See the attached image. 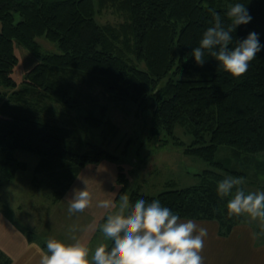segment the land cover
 Wrapping results in <instances>:
<instances>
[{"label": "trees", "instance_id": "trees-1", "mask_svg": "<svg viewBox=\"0 0 264 264\" xmlns=\"http://www.w3.org/2000/svg\"><path fill=\"white\" fill-rule=\"evenodd\" d=\"M232 2L235 0H0V85L14 90L9 98L0 90V102L8 98L0 105V181L13 180L26 169L15 157L16 151L36 155L35 172L58 173L66 186L74 179L71 174L76 177L88 164L117 160L93 146L81 153L76 148V144L82 145L78 129L43 118L29 104V95L42 94L64 108H79L84 94L74 83L99 85L114 101L132 102L141 112L151 110V136L164 133L176 141L177 128H184L191 141L187 145L179 142L183 153L211 167L198 175L201 182L195 186L156 196L133 189L129 207L140 198L159 199L181 219L214 221L223 236L229 235L249 213L230 215L227 201L231 197L218 195L217 182L226 176L239 180L247 176L216 160V153L222 146L237 156L264 153V49L239 76L220 66L208 50L203 64H198L191 49L213 22L209 9L219 12L228 24L231 21L225 13ZM241 2L252 20L233 28V44L250 31L259 33L264 43V0ZM105 12L121 21L101 24L98 17ZM38 38L56 44L60 53H44ZM15 43L40 60L27 72L21 89L12 76L19 62ZM85 119L96 128L102 125L92 115ZM117 184L122 191L128 189L121 169Z\"/></svg>", "mask_w": 264, "mask_h": 264}, {"label": "rangeland", "instance_id": "rangeland-1", "mask_svg": "<svg viewBox=\"0 0 264 264\" xmlns=\"http://www.w3.org/2000/svg\"><path fill=\"white\" fill-rule=\"evenodd\" d=\"M18 20L19 16L16 15ZM98 20L101 24L121 21L112 12L101 14ZM38 41L44 53H60L56 44L45 38H38ZM15 54L19 62L12 76L18 85L17 89H21L27 72L40 60L18 43H15ZM63 76L64 73L61 78ZM74 84L84 94L83 104L79 108H64L57 101L49 102L42 94L29 95V104L43 118L67 128L78 129L82 145L76 144V148L81 153L91 150L90 146H93L95 149H105L117 160L104 159L88 164L76 177L71 174L74 179L66 186L58 178V173L35 172L39 162L36 155L15 152V157L26 164V169L20 170L13 180L0 181V209L3 210L0 211L24 227L28 237L41 244L56 236L55 229L57 236L63 234L68 237L70 233L82 230L91 217L95 218L101 213L114 214L119 192V200L125 199L127 202L133 189L156 196L164 191L198 185L201 182L198 175L211 169L207 162L183 153L179 142L187 145L191 141V136L185 134L184 128H177L176 141L164 133L151 136V110L141 112L138 105L132 102L114 101L102 86ZM0 90L8 98L14 92L1 85ZM89 115L102 121L100 128L88 124L85 118ZM216 160L222 161L232 170L245 172L247 178L240 180V184L246 191L264 190V153L237 156L231 148L222 146L216 153ZM120 169L126 174V191H122L117 184ZM85 186L91 193L90 203L83 210L70 213L67 197L71 196L72 189ZM101 200L110 201V207L99 206ZM245 225L253 231L257 247L264 246V218L245 214L241 226ZM49 228L53 229L50 234L46 231ZM61 239L66 238L63 236Z\"/></svg>", "mask_w": 264, "mask_h": 264}, {"label": "clouds", "instance_id": "clouds-1", "mask_svg": "<svg viewBox=\"0 0 264 264\" xmlns=\"http://www.w3.org/2000/svg\"><path fill=\"white\" fill-rule=\"evenodd\" d=\"M213 22L202 33L199 44L191 49L198 64L204 62L208 50L226 71L239 76L247 71L249 62L264 49L259 33L250 31L243 39H235L233 28L247 24L252 16L245 3L235 0L229 4L225 24L221 14L209 9ZM238 178L226 176L217 182V193L230 196L229 214L249 213L264 218V190L246 191L238 187ZM70 213L83 210L91 200L87 186L72 189L67 197ZM115 213L108 215L99 227V238L108 250L96 246L90 249L78 239L68 242L58 238L46 241L39 264H203L200 254L207 229L193 219H181L178 212L163 205L159 199L150 202L138 199L129 207L125 199L116 202ZM99 206L110 207L101 200Z\"/></svg>", "mask_w": 264, "mask_h": 264}, {"label": "crops", "instance_id": "crops-1", "mask_svg": "<svg viewBox=\"0 0 264 264\" xmlns=\"http://www.w3.org/2000/svg\"><path fill=\"white\" fill-rule=\"evenodd\" d=\"M113 202L115 203V199ZM1 211L0 264H39L41 252L46 251V243L41 244L32 240L24 233V227ZM107 215L108 213H101L95 218L91 217L82 230L78 233L72 232L68 237L63 234L57 236L58 232L55 229L54 238L61 239L64 236L68 242L78 239L90 249L96 246L106 248L108 245L99 238L98 231ZM195 221L207 229L200 252L203 264H264V246L257 247L253 231L248 226L239 224L229 235L223 236L217 222ZM46 231L50 234L53 229L49 228V231Z\"/></svg>", "mask_w": 264, "mask_h": 264}]
</instances>
